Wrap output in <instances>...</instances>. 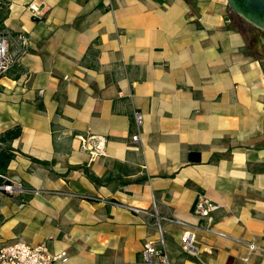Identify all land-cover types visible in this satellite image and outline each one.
<instances>
[{
	"label": "crops",
	"instance_id": "1",
	"mask_svg": "<svg viewBox=\"0 0 264 264\" xmlns=\"http://www.w3.org/2000/svg\"><path fill=\"white\" fill-rule=\"evenodd\" d=\"M2 3L3 30L29 43L0 76V134L20 128L6 178L25 188L0 197V240L47 242L68 255L56 264H144L160 237L129 208L199 224L202 194L225 238L199 232L193 256L165 224L170 262L264 264L247 248L264 250V58L226 0ZM90 134L105 156L80 149Z\"/></svg>",
	"mask_w": 264,
	"mask_h": 264
},
{
	"label": "built area",
	"instance_id": "2",
	"mask_svg": "<svg viewBox=\"0 0 264 264\" xmlns=\"http://www.w3.org/2000/svg\"><path fill=\"white\" fill-rule=\"evenodd\" d=\"M109 5V4H108ZM111 7V5H109ZM15 43L19 45L18 53L24 54L28 47V38L20 36L14 42L10 36L4 31L0 35V76L6 74L8 70L16 65L17 55L12 53L11 47ZM135 133L130 137L132 144L140 143V128L143 124V116L140 112L134 111L132 114ZM106 139L101 136L87 135L81 142L80 149L92 157H103L106 154ZM8 184L0 185V190L9 194H21L25 192V188L17 179L8 180ZM82 199L94 200L88 196H81ZM137 214H143L146 218V224L156 229L160 241H145L140 253L144 264H172L167 256L165 245L163 243V226L165 224L178 225L181 230L182 250L190 255L195 256L197 250V236L200 231L225 238L213 229L212 213L219 209V206L209 202L202 194H198L192 208V214L199 220V224H191L182 220H178L173 216H163L154 210H139L137 208H129ZM200 221L205 225H200ZM248 254L260 253L264 254V250L258 248L253 243L247 246ZM68 255L65 251L52 253L49 250L47 242L37 245H29L23 241H16L8 244H0V264H56L57 262H67ZM244 262L247 258L243 259Z\"/></svg>",
	"mask_w": 264,
	"mask_h": 264
},
{
	"label": "water",
	"instance_id": "3",
	"mask_svg": "<svg viewBox=\"0 0 264 264\" xmlns=\"http://www.w3.org/2000/svg\"><path fill=\"white\" fill-rule=\"evenodd\" d=\"M226 3L236 18L247 26L252 52L264 58V0H226Z\"/></svg>",
	"mask_w": 264,
	"mask_h": 264
},
{
	"label": "trees",
	"instance_id": "4",
	"mask_svg": "<svg viewBox=\"0 0 264 264\" xmlns=\"http://www.w3.org/2000/svg\"><path fill=\"white\" fill-rule=\"evenodd\" d=\"M0 9H2L3 13L0 15V28L3 29V20L7 15L6 6L1 2ZM20 135V128L16 127L12 130H8L3 134H0V185L8 184L9 181L6 178L7 167L11 160L14 159V153L12 150L7 147V143L16 139Z\"/></svg>",
	"mask_w": 264,
	"mask_h": 264
},
{
	"label": "rangeland",
	"instance_id": "5",
	"mask_svg": "<svg viewBox=\"0 0 264 264\" xmlns=\"http://www.w3.org/2000/svg\"><path fill=\"white\" fill-rule=\"evenodd\" d=\"M3 0H0V3L2 2ZM1 6V5H0ZM3 13V11H2V9H0V15ZM237 26L238 27H240V29L243 31V33H244V35H245V37H246V41H247V43L249 44V38H248V28H247V26H245L242 22H240L239 20H238V22H237ZM1 34H4V30L2 29V28H0V35ZM14 67H15V65L14 66H12L9 70H8V72L9 71H11L12 69H14ZM22 195H24L25 196V193H21V194H16V193H14V194H9V193H7V192H5V191H1L0 190V197L1 198H3V197H9V198H14V197H20V196H22ZM2 222H3V217L0 215V225L2 224ZM200 232H204V231H200ZM205 233V232H204ZM206 234H208V233H206ZM208 235H211V234H208ZM214 236V235H213ZM198 237V236H197ZM219 238H221V237H219ZM0 244H6L4 241H2V240H0Z\"/></svg>",
	"mask_w": 264,
	"mask_h": 264
}]
</instances>
